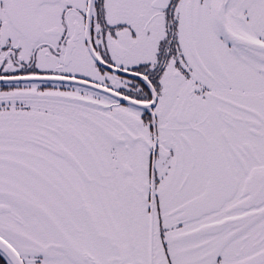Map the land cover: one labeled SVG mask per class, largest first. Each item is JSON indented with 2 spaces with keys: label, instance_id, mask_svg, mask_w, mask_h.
Masks as SVG:
<instances>
[{
  "label": "snow or ice",
  "instance_id": "snow-or-ice-1",
  "mask_svg": "<svg viewBox=\"0 0 264 264\" xmlns=\"http://www.w3.org/2000/svg\"><path fill=\"white\" fill-rule=\"evenodd\" d=\"M0 264H264V0H0Z\"/></svg>",
  "mask_w": 264,
  "mask_h": 264
}]
</instances>
